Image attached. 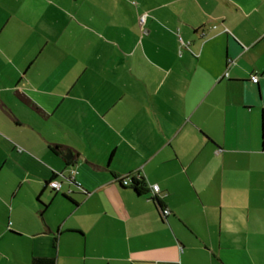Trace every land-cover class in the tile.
Wrapping results in <instances>:
<instances>
[{"label": "crops", "instance_id": "obj_1", "mask_svg": "<svg viewBox=\"0 0 264 264\" xmlns=\"http://www.w3.org/2000/svg\"><path fill=\"white\" fill-rule=\"evenodd\" d=\"M33 259L264 264V0H0V264Z\"/></svg>", "mask_w": 264, "mask_h": 264}, {"label": "built area", "instance_id": "obj_2", "mask_svg": "<svg viewBox=\"0 0 264 264\" xmlns=\"http://www.w3.org/2000/svg\"><path fill=\"white\" fill-rule=\"evenodd\" d=\"M140 22H144V17H141L140 18ZM226 75L227 74H225L224 76H226ZM257 81H258V77L257 76L251 77V82L253 84H256ZM76 174L77 173H76V171L74 169H70L69 170V174L67 176H64L63 174L60 173V174H58V177L63 178L69 184L75 185V186H77L80 189V185L75 181V176H77ZM133 178L135 180H140L141 179L138 174H135L134 173L132 176L131 175H126L124 177H121L119 179V183L123 187H131V181H132ZM48 186L53 191H58L60 189L61 184L58 181H56V180L53 179V181H50L48 183ZM160 192L161 191H160V189H159V187L157 185H152V186L149 187V193L151 195L150 197H151V200H153V201H158L159 199H163V198L166 197L165 194H162ZM168 214H169L168 209L162 208L160 210V215H162V217H166Z\"/></svg>", "mask_w": 264, "mask_h": 264}, {"label": "trees", "instance_id": "obj_3", "mask_svg": "<svg viewBox=\"0 0 264 264\" xmlns=\"http://www.w3.org/2000/svg\"><path fill=\"white\" fill-rule=\"evenodd\" d=\"M134 173H130L129 175H133ZM131 187L133 188V191L136 194H144L145 192V187L140 180H135L134 178L131 181ZM153 201V200H152ZM156 202V201H154ZM161 206H158V210L160 212L161 210ZM30 264H53L52 259H33L32 262Z\"/></svg>", "mask_w": 264, "mask_h": 264}, {"label": "rangeland", "instance_id": "obj_4", "mask_svg": "<svg viewBox=\"0 0 264 264\" xmlns=\"http://www.w3.org/2000/svg\"><path fill=\"white\" fill-rule=\"evenodd\" d=\"M179 42H180V45H183L182 42H181V40H179ZM259 249H260V251L262 250L261 248H259Z\"/></svg>", "mask_w": 264, "mask_h": 264}]
</instances>
